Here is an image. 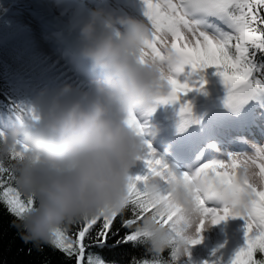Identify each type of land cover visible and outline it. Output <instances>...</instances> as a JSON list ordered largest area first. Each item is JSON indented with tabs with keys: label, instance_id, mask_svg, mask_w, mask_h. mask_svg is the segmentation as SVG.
<instances>
[{
	"label": "clouds",
	"instance_id": "9594fccd",
	"mask_svg": "<svg viewBox=\"0 0 264 264\" xmlns=\"http://www.w3.org/2000/svg\"><path fill=\"white\" fill-rule=\"evenodd\" d=\"M151 35L143 20L90 10L78 37V54L97 73L89 87L64 83L41 89L16 125L0 130V164L10 169L24 201L13 227L25 243L39 249L71 224L126 211L130 170L145 140L136 135L131 118L152 112L156 98L168 91L162 76L171 61L151 53ZM256 179L254 170L242 165L232 185H217L215 200L242 217L253 198L245 181ZM140 190L134 232L154 258L149 264H176L201 221L194 197L206 193L199 181H165L159 175L147 176ZM165 250L170 260L163 259Z\"/></svg>",
	"mask_w": 264,
	"mask_h": 264
},
{
	"label": "snow or ice",
	"instance_id": "6c2138e0",
	"mask_svg": "<svg viewBox=\"0 0 264 264\" xmlns=\"http://www.w3.org/2000/svg\"><path fill=\"white\" fill-rule=\"evenodd\" d=\"M144 4L146 24L152 33L148 48L154 56L164 58L166 54L171 61L170 72L162 76L168 91L156 98L150 111H154L159 104L178 101L182 94L189 91V85L176 78V74L181 73L186 65L193 72H202L209 65L215 66L226 87V105L264 88V62H257L258 55L264 56V0H144ZM205 82L201 75L198 83L202 87ZM189 111L188 103L180 106L178 127H183L187 122L182 114ZM130 123L136 135L143 137V128L135 115ZM143 145L144 151L139 159L147 171L129 177L130 202L125 211L129 215L121 221L122 226L129 229L125 241L137 239L134 225L142 210L139 202L143 195L138 185H142L147 176L159 175L165 181L183 178L186 183L200 182L206 195L197 193L194 197L201 217L195 235L189 240L190 245H195L200 242L199 233L205 227L206 218L210 219V224H216L228 216L241 217L229 207L210 209L205 202L215 199L217 185H232L237 169L247 165L254 170L257 179L253 183L245 181L253 198L242 215L245 243L235 252L231 264H264V259L255 258L257 251L264 253V148H256L253 155L245 156L243 160L230 155L227 160L202 163L190 172H172L155 156L147 140ZM0 203L14 216L24 206L23 197L15 191L6 164H0ZM124 213L71 224L56 235L50 246L74 259L75 264H109L92 253L86 255L87 247L91 244L85 245L84 241L97 224L100 227L93 243L106 240L116 218ZM72 226L75 232L71 231ZM139 264H149V261ZM152 264L161 262L153 261Z\"/></svg>",
	"mask_w": 264,
	"mask_h": 264
},
{
	"label": "rangeland",
	"instance_id": "374dc122",
	"mask_svg": "<svg viewBox=\"0 0 264 264\" xmlns=\"http://www.w3.org/2000/svg\"><path fill=\"white\" fill-rule=\"evenodd\" d=\"M6 2L4 21L13 36L20 40L22 53L27 54L34 64L39 66L40 72L47 81L46 89L49 91L64 83L87 89L89 80L93 77L88 61L78 54L80 25L77 15L86 19L90 10L103 9L114 15L126 14L147 23L144 15V0H7ZM16 11L24 17L25 23L15 14ZM29 26L35 29L37 36H33L32 31L27 28ZM115 27L118 28L119 25ZM77 61L80 62L79 65ZM201 75L206 81L202 87L198 83ZM176 78L189 85L190 90L186 94H182L174 103L157 105L152 111L153 116H148V113L137 114V120L145 133L143 139L150 141L155 153L160 150V154L163 155L161 148L153 146V140L158 139L157 136L148 133H156L157 127L159 128V124L162 123L164 128L161 127L162 134L173 142V135L182 128L178 127L181 119V114H178L180 106L186 102L190 105V111L182 114L187 121L183 126L190 125V134L193 132L194 137H205L206 143L198 146L197 149H190L192 150L190 152H193L192 159L183 160L175 157L171 161L164 157L166 164L173 172H187L185 170L187 164L191 162L189 160H192L194 164L196 158L202 160L203 156L205 158L200 164L227 160L230 155L243 160L245 156L253 155L256 148H264V98L251 95L226 105L224 102L227 94L226 87L215 67H207L202 72L199 70L193 72L190 66L186 65L181 73L176 74ZM19 87H22L21 90L24 91V85H19ZM262 92L264 94V89ZM25 93L30 92L25 91ZM35 98L36 95L33 99L31 98L32 103ZM208 101H213L210 109L196 117L195 110ZM146 116L148 119L143 120ZM194 118L198 119L193 122ZM14 126L15 123L12 120L0 118L1 128L9 130ZM243 129L252 130L256 137L252 138V135L247 137ZM229 144L239 146V149H233ZM209 149H212L213 155L216 154L214 157L206 156ZM130 171L131 174L136 175L145 173L147 170L143 161L138 160ZM213 202L218 204L211 205L207 201L205 203L210 209L220 210L224 207L217 200L212 199ZM227 218L226 227L231 229V233L229 232L224 243L209 245L200 241L195 245L189 244L187 253L180 257L176 264H205V262L207 264H231L235 252L245 243V221L238 216ZM198 248L201 249L199 252H205L207 256L202 261L198 259V253H194Z\"/></svg>",
	"mask_w": 264,
	"mask_h": 264
},
{
	"label": "trees",
	"instance_id": "16d2710c",
	"mask_svg": "<svg viewBox=\"0 0 264 264\" xmlns=\"http://www.w3.org/2000/svg\"><path fill=\"white\" fill-rule=\"evenodd\" d=\"M6 1L0 0V118L12 120L16 125L17 116H24L32 103L31 98L48 85L39 66L34 64L27 54L22 53L20 40L14 37L7 27L4 21ZM257 62H264V56L258 55ZM19 85L25 86L24 91ZM262 89L264 88L257 89L251 95L264 98ZM25 91L30 93L26 94ZM0 130L5 129L0 127ZM128 215L129 213L125 212L123 216L116 218L106 240L93 243L100 227L97 224L84 241L85 245L91 244L87 247L86 255L92 253L109 264H139L141 261L154 259L138 239L124 240L129 229L122 226L121 221ZM14 219L15 216L0 203V264H75L74 259H69L50 245H43L38 249L31 243H25L17 228L13 227ZM71 231H76L74 226ZM200 250L198 248L194 253H198V259L202 261L207 256L205 252H199ZM255 258L264 259V253L257 251ZM163 259H171L169 250H165Z\"/></svg>",
	"mask_w": 264,
	"mask_h": 264
},
{
	"label": "bare ground",
	"instance_id": "6f19581e",
	"mask_svg": "<svg viewBox=\"0 0 264 264\" xmlns=\"http://www.w3.org/2000/svg\"><path fill=\"white\" fill-rule=\"evenodd\" d=\"M15 14L18 17H20L21 19H23V23H25L24 17H21L17 13V11L15 12ZM84 20L85 19H83L82 17H80L79 15H77V21H78V24L80 26H81V24L83 23ZM27 28H29L32 31L34 37L37 36V32L35 31L34 28H31L30 26L27 27ZM53 34H55V31H53ZM57 35L59 36L60 34L58 33ZM79 63L80 62L77 61V64L78 65H79ZM92 75L95 76V75H97V73L93 72ZM212 104H213V101H212ZM212 104L210 105V107L212 106ZM210 107L205 112H207L210 109ZM153 115H154L153 112L148 113V116H153ZM148 116L144 117L143 120H145V118L148 119L147 118ZM196 117H198V116H196ZM197 119L198 118H194L192 121L195 122ZM146 122H145V124H146ZM159 125H160L159 128L157 127L158 130L155 129V128H153L154 130H157L156 133H154V136H157V138H158L156 140H153V142H154V145L153 146L155 148L156 147L159 148V149L161 148V153L163 155L160 154V150L157 153H155V152L154 153H155V156L156 157H159L164 164H166V162L164 160V157L169 158L171 161L175 157L176 158H179V159H183V160H188L190 158L192 159L193 152L191 153L190 151H192V150H190V149H197L198 146L200 147L202 144H205L206 143L205 142V137H200V136H198V137L195 136L194 137L193 136V132H191V134H190V125L183 126L177 134H174L173 137H172V138H174V140L172 142L170 138L166 137L165 134H162L163 133L162 132L163 130L161 129V127L163 126V124L160 123ZM165 130L167 131V129H165ZM243 132L245 134H247L246 135L247 137L250 136V135H252V138L256 137L255 135H253L255 132L252 133V130L243 129ZM155 134H157V135H155ZM188 134H189V136H187ZM252 142H253V140H252ZM230 146L233 149L239 147V146H235V145L234 146L233 145H230ZM172 152L174 154H172ZM170 153H171V155H170ZM215 155L216 154L210 155V157H214ZM204 158H205V156H203V159L202 160H204ZM202 160H200V158H196V160H194L195 161L194 164H193V161L192 160H189V162L190 161L191 162L189 164H187V167H186L187 169L185 171L190 172V170H192V168L195 169L196 167L199 166V164H200V162ZM171 161H169V162H171ZM197 162H199V163L196 165ZM185 165H186V163H185ZM185 165L183 166L184 168H185ZM167 167H168V165H167ZM168 169L173 172V170L170 167H168ZM207 203H209L211 205L218 204V203H214V202L212 203V200H208ZM218 208H220V207H218ZM221 209H223V207H221L220 210ZM227 219L228 218H226V219H224V220H222V221H220V222H218L216 224H210V220H205V227L199 233L200 241L201 242H204L206 244H209V245H213V244L214 245H219L221 243H224L226 237L229 234V232L231 233V229H229L228 226L226 227Z\"/></svg>",
	"mask_w": 264,
	"mask_h": 264
}]
</instances>
